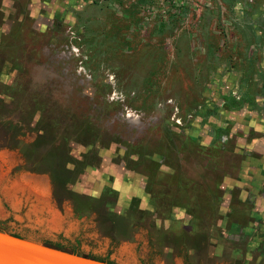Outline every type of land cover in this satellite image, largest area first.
I'll list each match as a JSON object with an SVG mask.
<instances>
[{"label": "rangeland", "instance_id": "rangeland-1", "mask_svg": "<svg viewBox=\"0 0 264 264\" xmlns=\"http://www.w3.org/2000/svg\"><path fill=\"white\" fill-rule=\"evenodd\" d=\"M0 227L264 264V0H0Z\"/></svg>", "mask_w": 264, "mask_h": 264}, {"label": "water", "instance_id": "water-1", "mask_svg": "<svg viewBox=\"0 0 264 264\" xmlns=\"http://www.w3.org/2000/svg\"><path fill=\"white\" fill-rule=\"evenodd\" d=\"M0 264H110L0 230Z\"/></svg>", "mask_w": 264, "mask_h": 264}, {"label": "trees", "instance_id": "trees-1", "mask_svg": "<svg viewBox=\"0 0 264 264\" xmlns=\"http://www.w3.org/2000/svg\"><path fill=\"white\" fill-rule=\"evenodd\" d=\"M0 230H5V229H3L2 227H0ZM6 231V230H5ZM8 232V231H7ZM10 234H12V235H14V236H23V235H19V234H17V233H12V232H10ZM23 237H25V236H23ZM34 240H37V239H34ZM40 242H42V243H44V244H47V245H50V246H54V247H56V248H60V249H64V250H68V251H70V252H73V253H76V254H82V255H84V256H87V257H91V258H94V259H96V260H101V261H105V262H107V263H110V264H116V263H114L113 261H111V260H109L108 258H107V256H102V257H100V256H94V255H91V254H89V253H82V252H80V251H78L76 248H74V247H67V246H65V245H63V244H61V243H59V242H52V241H49V240H40Z\"/></svg>", "mask_w": 264, "mask_h": 264}]
</instances>
